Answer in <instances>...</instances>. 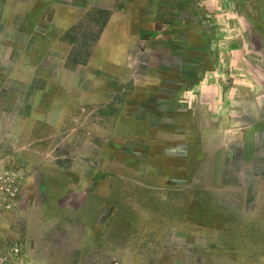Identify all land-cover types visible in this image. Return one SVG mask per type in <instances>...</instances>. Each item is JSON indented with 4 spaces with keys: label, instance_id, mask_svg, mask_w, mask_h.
Returning <instances> with one entry per match:
<instances>
[{
    "label": "rangeland",
    "instance_id": "374dc122",
    "mask_svg": "<svg viewBox=\"0 0 264 264\" xmlns=\"http://www.w3.org/2000/svg\"><path fill=\"white\" fill-rule=\"evenodd\" d=\"M55 2L0 0V264H264V98L243 104L237 123L250 125L247 134L169 98L211 67L194 51L206 42L200 17L184 12L189 52L174 57L150 55L155 41H147L181 23L128 24L136 40L122 81L77 63L103 22L98 10L120 7L88 5L63 32L71 46L64 63L55 54L41 61ZM246 2L239 8L254 28L245 29L264 32V0ZM251 43L257 50L264 36ZM161 61H183L184 76L162 83L157 98L135 91ZM51 98L58 102L41 110Z\"/></svg>",
    "mask_w": 264,
    "mask_h": 264
},
{
    "label": "crops",
    "instance_id": "0c3cea01",
    "mask_svg": "<svg viewBox=\"0 0 264 264\" xmlns=\"http://www.w3.org/2000/svg\"><path fill=\"white\" fill-rule=\"evenodd\" d=\"M55 1L53 5L56 6V11L51 22L52 29L55 31L43 34L41 37V61L50 54H55L59 64L64 63L70 54L71 46L63 39V32L72 29L83 18L88 5L96 4L107 8L120 7L118 11L111 13L101 33L99 43L88 59L87 67L103 74L102 76H115L122 81L128 80L131 76L125 59L128 49L136 40L129 35L128 24L132 21L140 23L145 21V18L155 24L166 20L165 22L172 27L181 23V29L179 27L177 29L168 27L163 31H154V29V34L149 30L153 38L146 40L147 42L155 41L153 49L147 51L150 55L160 53L165 49L174 57L186 54V51L189 52L188 35L183 29L186 27L183 23V14L191 11L194 16L200 17L197 19L200 25L199 30L204 32L206 40L204 47L195 48L194 51L200 52L201 64L208 63L211 67L203 68L201 79L191 84L190 87H184L182 82L177 83L181 88L180 91H175L169 98H180L176 101L179 104L184 103L181 111L189 113L191 108L194 112L203 111L208 116L212 113L213 117L226 120L236 126L237 134L238 132L241 134L252 132L249 130L248 123L239 127L237 122L243 118V104L246 108L252 98H264V77L262 76L264 46L255 50L251 43L256 35L262 38L264 32L256 33L245 29V24L254 28L249 17L241 13L239 8L246 5L247 0H242L240 4L235 0H133L139 11L137 14L128 13L125 10V3L121 0H84L85 7L77 6L73 3L74 0ZM11 8L13 9V6ZM19 15L24 17V11ZM142 30L143 28L140 27V31ZM162 33L173 39L161 36ZM110 34L118 41L110 42L108 40ZM163 38L166 44L162 46L156 40ZM180 64L181 66L171 67L161 61L148 65L146 83L138 86L135 91L144 93L149 98H157L158 96H154V93L162 83H167L168 86L173 85L170 77L177 75L178 72L182 73V77L184 76L186 67L183 61ZM63 73L66 72L62 71L60 76ZM48 78L44 81L46 86L53 87L55 84ZM101 80L103 83L104 80L102 78ZM189 81L188 76L185 82ZM191 98L193 100H189ZM54 102H58V98L46 101L47 107L41 110H49L50 104ZM198 103H200L199 107ZM245 115H251V113L245 111Z\"/></svg>",
    "mask_w": 264,
    "mask_h": 264
},
{
    "label": "trees",
    "instance_id": "16d2710c",
    "mask_svg": "<svg viewBox=\"0 0 264 264\" xmlns=\"http://www.w3.org/2000/svg\"><path fill=\"white\" fill-rule=\"evenodd\" d=\"M98 13L101 14V15H103V22L100 25L97 34L92 39V42L90 44L91 49L89 48L90 50H88V52L86 53L84 59L77 60V63L78 64L84 65L86 63V61L89 59V57L91 55V52H92L93 48L95 47V45L97 44V42L99 41L100 35H101V33H102L105 25L107 24V21H108L110 15H111V12L108 11V10H98ZM77 56H79V55H77Z\"/></svg>",
    "mask_w": 264,
    "mask_h": 264
}]
</instances>
